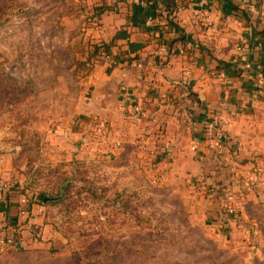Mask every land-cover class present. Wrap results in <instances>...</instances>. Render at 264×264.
<instances>
[{
  "label": "rangeland",
  "instance_id": "374dc122",
  "mask_svg": "<svg viewBox=\"0 0 264 264\" xmlns=\"http://www.w3.org/2000/svg\"><path fill=\"white\" fill-rule=\"evenodd\" d=\"M3 3L0 162L18 212L24 204L25 210L44 207L31 216L39 225L30 221V231L49 225L58 233L56 250L75 254L68 264H160L158 254L187 264L229 258L251 264L253 253L264 249L261 207H250L249 216L239 210L223 227L216 211L210 225L195 208L205 215L220 204L224 181L193 182L201 199L163 182L165 166L151 154L153 142L132 132V118L98 102L95 81L107 71H96L99 61L91 57L87 0ZM164 125H152L159 136ZM245 188L233 190L245 195ZM53 246L52 240L43 245ZM37 264L63 260L44 252Z\"/></svg>",
  "mask_w": 264,
  "mask_h": 264
},
{
  "label": "crops",
  "instance_id": "0c3cea01",
  "mask_svg": "<svg viewBox=\"0 0 264 264\" xmlns=\"http://www.w3.org/2000/svg\"><path fill=\"white\" fill-rule=\"evenodd\" d=\"M142 1L146 6L141 5ZM199 1L87 0L93 25L87 29L91 43L110 45V60L102 59L95 65L96 71H107L96 78L102 92L97 100L110 103L129 120L132 108L121 94L126 86L136 104L157 112L158 123L165 124L162 136L145 118L136 122L132 132L147 143L153 142L151 154L159 155L158 162L165 166L160 180H167L173 187L181 184L189 188L192 198H200L193 182H214L218 178L239 190L243 187L242 177L248 181V173L258 172L261 183L247 184L241 205L243 216H249L254 205L264 211V90H255V76L245 68L247 63L255 70L264 68V0L254 15L235 0H206L201 13ZM173 5L176 18L167 12ZM170 20L173 26L167 28L165 24ZM207 21L213 28L206 26ZM182 36L187 38L185 43L178 40ZM190 41L194 48L187 50ZM238 47L248 48V53L240 54ZM161 49L165 50L163 55ZM218 115L224 119L231 139L223 156L208 152L204 133ZM194 146H198L197 151ZM237 146L243 150L239 154H235ZM14 200L8 194L0 196V221L19 224L25 240L23 249L44 248L50 240L57 249L58 233L53 234L49 225L41 224V241H32L28 223L39 225L37 220L19 216L21 210L32 212L39 205L25 210L24 204L18 212ZM217 207L220 204L212 211L206 210L205 215L203 207L194 208L213 225ZM23 249L0 250V258L9 251Z\"/></svg>",
  "mask_w": 264,
  "mask_h": 264
},
{
  "label": "built area",
  "instance_id": "2783aa9c",
  "mask_svg": "<svg viewBox=\"0 0 264 264\" xmlns=\"http://www.w3.org/2000/svg\"><path fill=\"white\" fill-rule=\"evenodd\" d=\"M238 1L240 4L242 3L248 10V12L252 15L257 14L260 8V4L263 2V0H235ZM206 0H200L198 2V11L204 12L205 6H206ZM241 4V5H242ZM141 5L146 6V2L142 1ZM206 26L208 28H213V24L210 21L206 22ZM187 50H192L194 48V44L190 41L187 43L186 47ZM248 48L245 47H238L237 51L240 54H247ZM165 52L164 49H161L160 54L163 55ZM111 56L108 55L105 57V61L108 62L110 60ZM246 69H248L250 72H253V75L255 76V90L257 92L264 90V68L255 70L253 65L251 63H247L245 66ZM121 94L123 96V101L126 103V105L131 106V117L134 120V122H138L142 119H147L148 121L158 124V115L156 111H149L141 104H136L133 99L132 95L129 91V88L126 86H123L121 88ZM205 141L208 148L209 153H213L214 155L223 156L224 150L231 142L230 137L227 135L225 131V122L224 119L218 115L212 118V121L206 126L205 128ZM198 146H194L193 150L197 151ZM242 147L237 146L235 149V154L241 153ZM0 162V194H8L10 190V184L3 178V171L2 166ZM236 174V172H235ZM234 174V175H235ZM244 179V177H242ZM248 181H245V179H241L243 181L244 189L249 183V185L257 186L261 183V180L259 179L258 172L254 173H248L246 176ZM222 199L220 202L219 207V213L217 215V221L220 227H223L225 225H228V223H233L235 220L239 217V210L242 209L241 205L244 200V194L240 191H234L232 184L230 182L224 183L222 190ZM37 208V207H36ZM44 208L38 207L35 209L34 213L32 214L29 211L21 210L20 217H25L30 219L31 215L37 216L43 214ZM224 224V225H222ZM31 223H29L30 227ZM38 230V229H37ZM216 231L215 229H213ZM32 233V241H41V234L33 230ZM25 247V240L23 239L21 227H16L11 224L6 223L4 221H0V250L6 251L10 249H23Z\"/></svg>",
  "mask_w": 264,
  "mask_h": 264
},
{
  "label": "trees",
  "instance_id": "16d2710c",
  "mask_svg": "<svg viewBox=\"0 0 264 264\" xmlns=\"http://www.w3.org/2000/svg\"><path fill=\"white\" fill-rule=\"evenodd\" d=\"M5 5L3 3V0H0V27L4 24L5 20ZM238 8L241 9V6H238ZM176 7L173 5L171 12H168V16H173V18H176ZM242 11L244 12V8H242ZM159 14V13H158ZM165 26L168 28V26H173L171 20L170 22L166 23ZM181 43H185L187 41L186 36H182L178 39ZM110 45L108 44H101V45H92L91 46V57L94 60H97L99 62L103 61L102 59H105L106 56H108ZM13 226L19 227V224H11ZM34 231H32L33 233ZM50 250L47 251V249L43 248H35L32 250H24V251H9L0 258V264H37V261L39 260V256L41 253L48 252L51 259L56 260H63V264L70 263L73 255L70 254V252L67 251H58L52 247L48 248ZM74 253V251H72ZM61 258V259H60ZM251 264H264V249H259L258 252L253 253L251 256ZM232 258L227 259L226 261L220 262V264H241L240 261H232ZM158 260L160 264H187V260H175L170 261L167 259L162 258L158 254ZM211 264H214L212 262Z\"/></svg>",
  "mask_w": 264,
  "mask_h": 264
}]
</instances>
